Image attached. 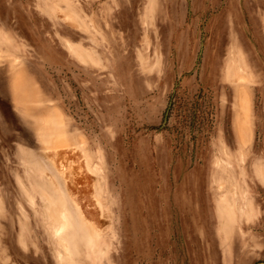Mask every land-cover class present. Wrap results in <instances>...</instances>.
<instances>
[{"label": "rangeland", "instance_id": "1", "mask_svg": "<svg viewBox=\"0 0 264 264\" xmlns=\"http://www.w3.org/2000/svg\"><path fill=\"white\" fill-rule=\"evenodd\" d=\"M0 264H264V0H0Z\"/></svg>", "mask_w": 264, "mask_h": 264}, {"label": "trees", "instance_id": "2", "mask_svg": "<svg viewBox=\"0 0 264 264\" xmlns=\"http://www.w3.org/2000/svg\"><path fill=\"white\" fill-rule=\"evenodd\" d=\"M179 98L177 97V92L174 91L170 96H169V102H168V107L165 110L164 113V120L163 124H167L172 112L177 108L181 109L179 106L180 104L178 103ZM200 110L199 109H193V115H194V120L197 119V116L199 115Z\"/></svg>", "mask_w": 264, "mask_h": 264}, {"label": "bare ground", "instance_id": "3", "mask_svg": "<svg viewBox=\"0 0 264 264\" xmlns=\"http://www.w3.org/2000/svg\"><path fill=\"white\" fill-rule=\"evenodd\" d=\"M247 99V94L243 91L242 93L239 94V103L242 101V100H246ZM238 103V105H239ZM239 130V128H238ZM241 137V135H240ZM244 141V140H243ZM60 210V209H59ZM52 216V215H51ZM52 218L55 220V221H58V227L56 228L55 232H54V236H58L60 232H62L64 230V224L65 223H68L69 225V222H68V218H67V215L66 213L64 212V210L61 211L60 214L56 215V216H52ZM53 221V220H52ZM66 243H64V247H65Z\"/></svg>", "mask_w": 264, "mask_h": 264}]
</instances>
